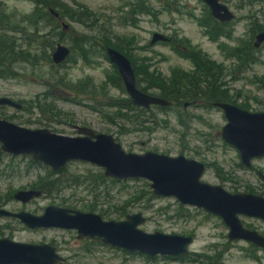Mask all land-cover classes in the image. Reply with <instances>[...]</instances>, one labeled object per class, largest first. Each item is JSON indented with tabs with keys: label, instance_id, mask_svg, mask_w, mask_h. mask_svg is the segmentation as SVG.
I'll return each mask as SVG.
<instances>
[{
	"label": "rangeland",
	"instance_id": "374dc122",
	"mask_svg": "<svg viewBox=\"0 0 264 264\" xmlns=\"http://www.w3.org/2000/svg\"><path fill=\"white\" fill-rule=\"evenodd\" d=\"M57 1L65 6L63 19L69 24L70 31L62 38L54 36V46L60 42L70 47L71 36L81 34L93 38L98 44L108 38L112 43L130 49L135 64L142 71V79H146L145 72L152 71L163 79L176 71L195 72L193 61L179 52L194 48L200 50L203 58L219 66L221 80L235 104L253 112L264 111V87L258 81L264 80V45L253 49L250 53L252 59L247 62L242 61L243 57L239 60L232 56V48L240 42L245 44L252 39L253 43L254 24H264V0H221L234 12L236 19L225 28L226 35L214 37L203 23L208 8L202 0H145L151 12L135 15V20L131 6L134 0ZM0 7L10 21L18 23L21 16L32 12L35 4L30 0H0ZM20 26L26 27L23 22ZM154 32L171 39L150 44ZM11 34L20 37L18 31ZM47 38L51 39V36ZM29 47L36 50L40 45L33 40ZM97 48L95 56L87 60L77 57L62 67L51 68L46 60L39 67L16 65L14 77L0 78V97L19 102L21 109L0 105V116L17 125L48 128L70 136L78 135L76 126L89 127L114 136L126 152L155 151L201 161L207 166L202 180L220 184L229 192L250 190L263 194V182L256 171L260 169L264 173V158L252 161L255 171L242 165L237 150L220 136L226 122L223 113L207 106L201 101L204 99L196 102L200 107L184 108L182 104H175L173 108L160 111L152 106L145 117L151 116L153 123H135L133 117L110 121L91 108L96 101H102V86L118 101L127 96L125 90L121 91L113 83V64ZM48 52L51 54L52 50L48 49ZM60 77L72 83L83 82L85 88L93 90L94 94L68 90L57 84ZM144 82L141 86L145 85ZM147 92L156 94V89ZM135 114L129 113L130 116ZM182 119L188 123L187 128L181 125ZM29 160L28 156H11L0 151V205L6 204L3 207L6 210L41 214L45 206L54 204L95 212L105 220H120L126 214L140 211L146 217L141 225L146 232L193 237L186 256L147 257L100 242L77 239L75 230H31L14 217L0 216V237L49 243L64 258L57 264H213L216 261L222 264H264V250L244 240H228V228L218 216L194 206L181 205L173 197L154 196L149 181L142 178L115 182L107 178L103 182L97 177L103 174V169L87 162L71 161L55 175L61 181L76 178L79 183L69 184L60 191L45 188L40 197L21 203L13 198V194L18 190L35 189L33 186L51 170ZM123 206L125 208L121 210ZM239 218L244 227L264 235V220L241 214Z\"/></svg>",
	"mask_w": 264,
	"mask_h": 264
},
{
	"label": "water",
	"instance_id": "95a60500",
	"mask_svg": "<svg viewBox=\"0 0 264 264\" xmlns=\"http://www.w3.org/2000/svg\"><path fill=\"white\" fill-rule=\"evenodd\" d=\"M213 18L231 21L234 13L219 0H202ZM258 1V0H251ZM66 32L69 24L53 8L48 9ZM167 42L169 38L154 32L150 44ZM264 42V29L258 32L253 46ZM109 61L115 66L130 102L140 108L167 107L171 101L142 91L137 87L131 61L113 47H106ZM70 55L69 46L57 42L51 53L54 64H60ZM0 105L21 109V104L6 96ZM187 105V103H185ZM226 120L220 136L237 150L240 162L250 168L251 160L264 156V111L252 112L235 104L216 102ZM78 135L70 136L48 128H28L0 116V151L11 156H28L34 163L43 164L57 172L71 161H82L103 169V176L118 181L142 178L149 181L154 196L173 197L181 205L194 206L218 216L228 228L230 241L244 240L264 250V235L243 226L239 215L264 220V197L250 192L227 191L220 184L202 180L206 165L183 155L171 156L155 151L126 152L111 134L96 132L92 128L76 126ZM264 180V174L262 175ZM43 194L41 189L18 190L13 198L27 203ZM0 216L18 219L28 229L62 228L76 231L77 239L100 242L147 257L180 258L189 254L193 243L190 235L146 232L141 228L146 217L142 212L126 214L120 220H105L95 212L62 207L54 204L43 208V213L24 210L11 212L0 208ZM64 258L49 243H29L0 237V264H57ZM213 264H222L216 261Z\"/></svg>",
	"mask_w": 264,
	"mask_h": 264
},
{
	"label": "trees",
	"instance_id": "16d2710c",
	"mask_svg": "<svg viewBox=\"0 0 264 264\" xmlns=\"http://www.w3.org/2000/svg\"><path fill=\"white\" fill-rule=\"evenodd\" d=\"M35 4V8L32 12L26 16H21L20 22H12L10 21L9 16L1 9L0 7V78H11L14 77L13 68L18 64L31 65L34 67H39L45 60L50 64L51 68L62 67L66 62H73L76 58H80L83 60H87L91 56L96 55V47L99 53L106 59V47L110 46L115 48L116 50L123 53L126 57H128L131 61V64L135 71L136 76V84L137 87L142 91L147 92L148 89H156V94L166 100H169L175 104H182L184 102H192L196 99H204L208 102H227L234 103L231 100V96L229 95L225 83L222 82L220 77V68L219 66L212 60L208 58H203L200 54V50H195L194 48H190L185 51H180L187 58L193 61L196 66L195 72H185V71H176L172 72V74L167 79H163V77L157 73L156 71L145 72L146 79H142L141 73L142 71L139 69V66L135 64V58L131 55L130 49L125 47L124 45H119L116 43H112L110 39L103 38L100 44L97 41L92 40L93 38L88 37L86 35H78L71 36L70 42V55L67 57L65 61L60 64H54L51 60V54H49L48 49H54V36H58L62 38L64 35H67L70 30L64 32L60 27L59 20L54 17L50 12L49 8H53L58 14L64 18L65 17V6H61V4L57 0H30ZM248 2H252L247 0ZM133 6L132 13L135 20V15L139 14H149L151 12L149 6L145 3V0H134L132 1ZM88 13V11H86ZM24 23L25 26H20V23ZM204 25L209 28V33L212 37L218 35H226L225 28L222 26L221 22H217L214 18L211 17L209 10L208 16L203 21ZM254 31H260L264 28L263 23L254 24ZM22 27V28H20ZM20 28V30H18ZM27 28L29 31L24 30ZM47 29L46 31H44ZM61 29V30H59ZM18 31L20 34L19 38H16L12 32ZM11 32V33H10ZM47 36H51V39H48ZM31 37H34L33 39ZM20 40V43L18 42ZM36 40L40 47L38 49L32 50L29 45L31 42ZM26 41V43H23ZM252 39L247 43L240 42L237 46L232 48V56L237 57L239 60L243 62H247L252 59L250 53L253 51L254 47L251 43ZM28 44V45H27ZM23 47V48H22ZM178 50V48H176ZM113 68V83L120 88L121 91L124 92V86L121 81V78L117 72V69L114 65ZM244 66H246L244 64ZM57 84L62 87H66L68 90H71L75 93H91L94 94L93 90H88L85 88V83L77 82L72 83L69 80H66L65 77H60L57 80ZM145 81V82H144ZM264 87V80H258ZM144 82L145 85L141 86V83ZM101 98L102 101L95 102L94 106H90L95 109L99 114L104 117H107L110 121H114L115 118H129L133 117L135 119V123H153V120L150 119L151 116L145 117L146 113H148L149 109L140 108L138 106L133 105L130 102L128 96H126L121 101H118L114 96L109 95L105 90L104 86L101 87ZM19 103V102H18ZM158 110L162 111L164 109H168L170 107H162L158 105H154ZM214 107V106H213ZM136 112L135 115H129V113ZM144 116V117H143ZM181 125L185 128L188 127V123L181 120ZM32 162L31 160H29ZM61 171V170H60ZM48 170L45 178L39 180L33 188L41 189V190H55L60 191L62 188L66 187L72 183H79V181H75L76 178H70L69 180L61 181L59 178H55L57 174L60 173ZM101 181L107 180L103 174H99L97 176ZM111 182H115L118 180L110 179ZM150 198L153 199L154 196L149 191ZM140 197V195L136 196ZM136 199V198H135ZM125 207H121L123 210Z\"/></svg>",
	"mask_w": 264,
	"mask_h": 264
},
{
	"label": "flooded vegetation",
	"instance_id": "af4514ba",
	"mask_svg": "<svg viewBox=\"0 0 264 264\" xmlns=\"http://www.w3.org/2000/svg\"><path fill=\"white\" fill-rule=\"evenodd\" d=\"M220 2H221V0H219ZM251 1V0H250ZM259 1V0H258ZM222 4H225V3H223V2H221ZM205 4V3H204ZM225 5H227V4H225ZM228 6V5H227ZM208 8V7H207ZM229 8V7H228ZM230 9V8H229ZM208 10H209V8H208ZM231 10V9H230ZM232 11V10H231ZM209 13H210V10H209ZM232 13H234L233 11H232ZM210 15H211V13H210ZM235 15V14H234ZM211 17H212V15H211ZM213 18V17H212ZM215 19V18H214ZM235 19H236V15H235V18L233 19V20H231V21H227V22H221V21H218V20H216L217 22H221L223 25V27L224 28H226V27H229V25L230 24H232L231 22H235ZM264 29V28H263ZM263 29H261L260 31H262ZM260 31H256V33L254 34V37H255V35L258 33V32H260ZM255 32V31H254ZM169 38V37H168ZM171 38H169V40H170ZM262 45H264V42L260 45V46H262ZM252 46H253V43H252ZM259 46V47H260ZM254 47V46H253ZM254 49H255V47H254ZM200 99H196V100H194V101H192V102H184L183 103V107L184 108H187L188 106H196V107H200L199 106V104H196V102H198ZM202 102H205V103H207V106H214V103H216V102H208V101H203V100H201ZM185 103H187V105H185ZM227 103V102H226ZM230 104H235V103H230ZM236 106H238L239 108H242V107H240L239 105H237V104H235ZM173 106H174V103L173 102H171V105L170 106H168V107H170V108H173ZM152 107V106H151ZM214 108H216V109H218V110H220L218 107H215L214 106ZM242 109H244V108H242ZM246 110V109H245ZM221 111V110H220ZM249 111V110H248ZM222 112V111H221ZM253 112V111H252ZM224 116V115H223ZM227 144V143H226ZM240 158V157H239ZM261 158H264V156H262V157H258V158H253L252 160H251V169H253L254 171H255V169H254V167H253V164H252V161H254V160H258V159H261ZM241 163V162H240ZM205 164V163H204ZM206 165V164H205ZM206 168H207V166H206ZM206 170V169H205ZM256 173H257V175L259 176V178L262 180V182H263V186H264V180H263V178H262V175L264 174L260 169H257V171H256ZM238 192V191H237ZM242 192H250V193H253V191H242ZM231 193H234V192H231ZM263 194H259V195H261V196H263L264 197V192H262ZM254 194H257V193H254ZM5 206H7L6 204H2V205H0V208H3V207H5ZM18 211H20V210H13V211H11V212H18ZM13 218V217H12Z\"/></svg>",
	"mask_w": 264,
	"mask_h": 264
}]
</instances>
